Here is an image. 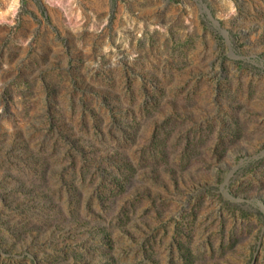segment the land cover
<instances>
[{"label": "rangeland", "instance_id": "obj_1", "mask_svg": "<svg viewBox=\"0 0 264 264\" xmlns=\"http://www.w3.org/2000/svg\"><path fill=\"white\" fill-rule=\"evenodd\" d=\"M0 19V264H264V0Z\"/></svg>", "mask_w": 264, "mask_h": 264}, {"label": "clouds", "instance_id": "obj_2", "mask_svg": "<svg viewBox=\"0 0 264 264\" xmlns=\"http://www.w3.org/2000/svg\"><path fill=\"white\" fill-rule=\"evenodd\" d=\"M13 4L18 8L20 5V0H13ZM5 21H3V19H0V23H3Z\"/></svg>", "mask_w": 264, "mask_h": 264}]
</instances>
